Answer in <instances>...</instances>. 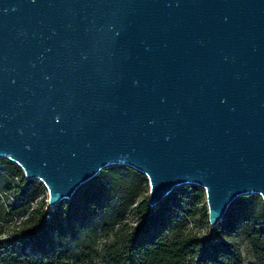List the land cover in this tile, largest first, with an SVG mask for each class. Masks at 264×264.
Returning a JSON list of instances; mask_svg holds the SVG:
<instances>
[{
	"label": "water",
	"instance_id": "1",
	"mask_svg": "<svg viewBox=\"0 0 264 264\" xmlns=\"http://www.w3.org/2000/svg\"><path fill=\"white\" fill-rule=\"evenodd\" d=\"M0 157L50 208L112 165L264 204V0H0Z\"/></svg>",
	"mask_w": 264,
	"mask_h": 264
},
{
	"label": "trees",
	"instance_id": "2",
	"mask_svg": "<svg viewBox=\"0 0 264 264\" xmlns=\"http://www.w3.org/2000/svg\"><path fill=\"white\" fill-rule=\"evenodd\" d=\"M147 186L140 172L112 165L48 209L36 200L35 180L0 157V191L11 198L0 219L23 213L0 228V264H243L236 230L264 253L258 195L234 200L213 235L202 236L196 227L210 231L203 189L180 186L149 207Z\"/></svg>",
	"mask_w": 264,
	"mask_h": 264
},
{
	"label": "rangeland",
	"instance_id": "3",
	"mask_svg": "<svg viewBox=\"0 0 264 264\" xmlns=\"http://www.w3.org/2000/svg\"><path fill=\"white\" fill-rule=\"evenodd\" d=\"M35 186L37 187V190L35 193L37 196L36 200L47 201V190L45 189L44 185L39 180H35ZM183 186H185V185H183ZM195 186L196 185L190 184L186 188H187V190H193ZM196 187H198V186H196ZM198 188H200V187H198ZM200 189H202V188H200ZM180 190H185V189H180ZM144 194L148 197L149 185L144 190ZM9 201H11V198L0 191V204H7ZM260 201H261L262 205L264 206L261 198H260ZM204 204L206 206L205 193H204ZM47 207H48V209H52L48 205H47ZM22 214L23 213H21L19 211V212L13 213L9 217H4V219L3 218L0 219V228L2 227V228L6 229L9 225H11V224L15 223L17 220H19ZM1 216H4V215L1 214ZM209 228H210V231H209L210 234L207 233L208 231L205 227H202V228L196 227L195 230H198L202 236H207V235L212 236L215 228H211L210 226H209ZM231 238L236 242V244L240 248L241 254H242L243 259H244L243 264H264V253L263 252H257L256 250H254L250 246L248 240L238 230H236L235 232H233L231 234ZM99 241H100V239H97V242H99Z\"/></svg>",
	"mask_w": 264,
	"mask_h": 264
},
{
	"label": "snow or ice",
	"instance_id": "4",
	"mask_svg": "<svg viewBox=\"0 0 264 264\" xmlns=\"http://www.w3.org/2000/svg\"><path fill=\"white\" fill-rule=\"evenodd\" d=\"M2 238H4V237H0V239H2Z\"/></svg>",
	"mask_w": 264,
	"mask_h": 264
}]
</instances>
